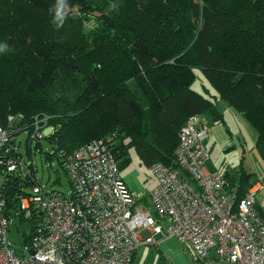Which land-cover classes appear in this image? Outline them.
<instances>
[{"label":"trees","instance_id":"obj_1","mask_svg":"<svg viewBox=\"0 0 264 264\" xmlns=\"http://www.w3.org/2000/svg\"><path fill=\"white\" fill-rule=\"evenodd\" d=\"M67 4L70 12L73 7L91 14L98 9V26L87 33L79 28L81 36L67 38L55 34L56 0H0V38L15 53L10 63L0 59V127L9 126L7 111L21 114L18 127L28 126L10 129L15 135L26 130L28 158L37 150L32 142L41 151L45 139L52 151H44V157L55 158L63 168L64 158L79 146L110 138L120 169L129 163L130 149L148 168L155 162L172 165L186 119L209 113L219 121L217 103L224 100L256 129L255 146L264 160V0ZM27 10L39 17L37 28L17 22ZM65 23L75 25L69 12ZM195 68L213 87L212 99L191 88ZM59 79L82 84L81 92L73 99L52 97L49 88ZM37 115L49 116L45 123L53 126L41 139L30 137ZM20 147L14 137L0 149V197L11 217L24 215L16 213L20 199L38 183L36 167L23 159ZM10 159L17 165L8 171ZM224 175L236 199L255 182L242 165L227 168Z\"/></svg>","mask_w":264,"mask_h":264},{"label":"built area","instance_id":"obj_2","mask_svg":"<svg viewBox=\"0 0 264 264\" xmlns=\"http://www.w3.org/2000/svg\"><path fill=\"white\" fill-rule=\"evenodd\" d=\"M44 130L34 128L30 137L41 139ZM11 133L0 127V149ZM207 137L200 116L190 115L172 165L148 168L155 180L148 201L133 196L122 179L110 138L79 146L63 160L68 194L33 183L21 197L16 213L23 212L32 228L21 256L8 243L12 217L0 197V264H131L139 246L167 237L182 243L194 264H264L255 192L236 199L225 175L206 169ZM5 165L13 170L17 160Z\"/></svg>","mask_w":264,"mask_h":264},{"label":"rangeland","instance_id":"obj_3","mask_svg":"<svg viewBox=\"0 0 264 264\" xmlns=\"http://www.w3.org/2000/svg\"><path fill=\"white\" fill-rule=\"evenodd\" d=\"M97 10L93 12L94 14H91L90 12H81V10H79L77 7H73L72 11L70 12L68 10V12L70 14V20L74 19L75 25L73 26L65 23V25H63L62 27L56 26L55 34L64 33V37L73 39V36H81V34L78 32L79 28H82L87 33V31L92 27L98 26L96 13H99V11ZM108 10L111 9L108 8ZM51 16L54 23V15ZM0 17H3L2 13H0ZM16 19L17 22L24 27L29 26L30 28H37L39 25V17L32 14L29 10L21 12L18 16H16ZM14 55V51H9L6 48V42H3L0 38V59L6 61L7 63H10ZM26 58L30 60L31 56L27 55ZM192 87L205 94L206 96H209L210 93L215 94L213 87L204 77L199 68H195V79ZM81 89L82 84L72 85L71 80L59 79L49 88V93L52 97L62 96L68 99H73L81 92ZM135 92L136 94L138 93L137 90H135ZM224 103L225 101L220 100L219 105L221 108L223 107ZM142 105H144L143 101ZM7 113L6 116L9 122V126H7L6 128H22V126L23 128H26L28 126L27 124L25 125L24 123H21V127H18L17 124H19L22 119L21 114L13 116L12 113H15V111H7ZM203 115L207 116L205 114ZM47 118H49V116L47 115H37L35 116L34 125H32L34 126V128H43L44 126H46L44 127V132L46 133V135L48 134L47 132L50 131L49 127H51V124H49V122L47 124L45 123V120ZM13 133L14 132H12L10 140H13V138L16 137V141H21L20 151L23 155V159L25 161H30L35 165L37 182L46 190H57L63 192L64 194H68L71 191V186L63 168L60 167L59 162L55 158H52V160H50L44 157V151L51 152L52 145L48 143L47 140L42 139L40 141L42 150L40 151L39 144L35 145L34 142H32V148L35 150L37 148V150H33L30 158H28L25 149L26 130H21L19 133L17 132L16 135ZM111 134L113 133L107 134L105 135V137H110ZM237 135H239L240 140L237 138ZM256 135L257 134L255 129L250 131V134H248L245 133L243 128L240 127L238 128L237 134H234L232 140L227 139L219 146H217L214 150L209 149V154H211L212 159L218 161V166L220 167H224L225 164H230V162H233L235 163L233 165H239V163L246 167H251V165H254L260 170H264V161H262V159L260 158L258 150L255 147ZM211 146L212 144L209 146V148ZM129 157L130 161L120 169V175L133 196L137 197L138 199H144L148 201L152 187H154L155 180L150 175L148 167L140 162L139 157L134 149L129 150ZM209 161L213 160L209 159L207 161L208 166L211 167L212 164ZM3 174L4 172L2 173L0 169V186L3 182ZM30 232L31 225L25 214L22 217L16 215L11 218L8 228V243L16 255H22L23 246L28 240ZM169 241L179 243L175 238L166 240L167 243ZM169 244L172 245L171 242H169ZM135 253V258L132 264H143L144 261H146L145 264H157V247L154 244H143L136 249Z\"/></svg>","mask_w":264,"mask_h":264},{"label":"crops","instance_id":"obj_4","mask_svg":"<svg viewBox=\"0 0 264 264\" xmlns=\"http://www.w3.org/2000/svg\"><path fill=\"white\" fill-rule=\"evenodd\" d=\"M194 73H195V69H194ZM194 79H195V77H194ZM193 82H194V80H193ZM193 82H192V84H193ZM192 84H191V88L193 90H195L196 92L206 96L205 94L201 93L200 91L194 89L192 87ZM206 97H209L210 99L213 98L211 95L206 96ZM219 102H220V100H219ZM219 102L217 103V108L222 114L221 120L214 121L213 116L209 113L198 114L200 116L203 124L208 127V137H207V140L205 141V146L208 149V151H209V149L214 150L217 146H219L222 142L226 141L227 139L232 140L234 137V134H237L238 128H240V127L243 128L245 133H248V134H250V131L255 129L244 118L242 113L237 112L226 101L223 104V107L221 108L219 105ZM203 114H205L207 116H204ZM256 134H257V131H256ZM256 137H257V135H256ZM237 138L240 140L239 135H237ZM251 138H252V134H251ZM255 142H256V140H255ZM211 144H212V146L209 148V146ZM209 156H210L209 159H211L213 161H209L212 164L211 167L208 166V162L206 163V167H207L206 169H208V171H218V172L225 174V171L227 170V168H234L238 165V164L233 165L235 163L230 162V164L228 163L229 165L225 164L224 167H220V166H218L219 165L218 161L212 159L211 154H209ZM259 156H260V154H259ZM260 158H261V156H260ZM262 161H264V160L262 159ZM257 164H258V162H257ZM239 165H242V164L239 163ZM242 166L245 168V170L247 172L253 174V178L255 181L252 186H249L246 189L244 194L248 191H254L255 192V201H254L253 207H254V210L257 212V214L264 221V170H260L258 167L254 166V165H251V167H246L244 165H242ZM258 166H259V164H258ZM154 185H155V183H154ZM152 189H153V187H152ZM228 190L232 191L233 195L235 196L236 191L234 188H229ZM142 200L146 201L144 199H142ZM170 238L174 239L175 237H167V238H163V239L158 238V241L156 242V244H154L157 247V255H158L157 264H194L191 262L190 253L187 250V248L182 243H180L176 238L175 239L179 243H174L172 241H169L172 244V245H170L169 242L168 243L166 242V240L170 239ZM134 258H135V255H134ZM134 258H133V261H134ZM145 262L146 261H144L143 264H145ZM222 264H229V263H222Z\"/></svg>","mask_w":264,"mask_h":264},{"label":"clouds","instance_id":"obj_5","mask_svg":"<svg viewBox=\"0 0 264 264\" xmlns=\"http://www.w3.org/2000/svg\"><path fill=\"white\" fill-rule=\"evenodd\" d=\"M69 6L67 0H56L54 8V23L57 27H62L68 15Z\"/></svg>","mask_w":264,"mask_h":264}]
</instances>
